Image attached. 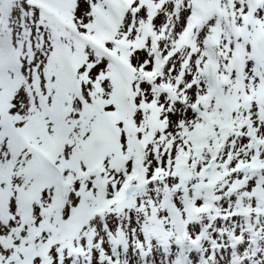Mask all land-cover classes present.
I'll use <instances>...</instances> for the list:
<instances>
[{"label":"snow or ice","instance_id":"1","mask_svg":"<svg viewBox=\"0 0 264 264\" xmlns=\"http://www.w3.org/2000/svg\"><path fill=\"white\" fill-rule=\"evenodd\" d=\"M0 264H264V0H0Z\"/></svg>","mask_w":264,"mask_h":264}]
</instances>
